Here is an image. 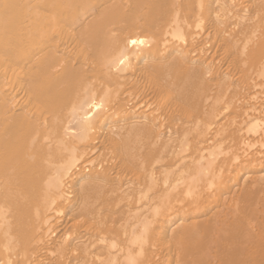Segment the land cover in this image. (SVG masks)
<instances>
[{
	"label": "bare ground",
	"instance_id": "bare-ground-1",
	"mask_svg": "<svg viewBox=\"0 0 264 264\" xmlns=\"http://www.w3.org/2000/svg\"><path fill=\"white\" fill-rule=\"evenodd\" d=\"M0 264H264V0H0Z\"/></svg>",
	"mask_w": 264,
	"mask_h": 264
}]
</instances>
